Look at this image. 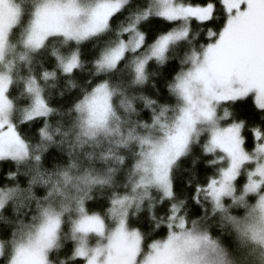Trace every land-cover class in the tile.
I'll use <instances>...</instances> for the list:
<instances>
[{"label":"snow or ice","instance_id":"6c2138e0","mask_svg":"<svg viewBox=\"0 0 264 264\" xmlns=\"http://www.w3.org/2000/svg\"><path fill=\"white\" fill-rule=\"evenodd\" d=\"M124 2L125 0H95V3L85 7L76 3V0H71L68 7L73 16L83 13L84 19L82 23L68 19L62 29L64 35L80 40L89 34L104 30L108 27L109 17ZM152 14L176 23L170 30L146 45L145 32L139 30L137 22L142 17H149ZM39 16L38 12L35 21L37 26L40 25ZM189 21L203 26L201 43L188 51L181 61L185 67L177 71L169 82L170 90L176 91L183 103L172 124L168 126L166 135L154 142L153 154L159 151L175 156L181 155L186 151L190 135L200 131L194 127L195 121H208L211 125L210 136L203 150L212 153L219 146V163L215 174L208 176L206 182L192 183L191 198L199 204V194L206 191L211 200L212 210L220 211L221 222L226 220L231 224L241 243H246L249 239L264 243V163H258L254 168L249 166L247 172L243 171L241 164L242 160L250 159L249 153L253 148L264 151V142L248 147V140L251 137L264 141V127L251 126L245 132V122L233 121L231 112L225 108L224 118L228 122V127L224 131L239 129L241 133V139L229 146L222 142L221 130L216 126L217 105L227 104L229 101L235 102L238 111L249 120H254L264 113V99H260L255 91L232 87L235 78L229 63L242 55L251 56L261 69H264V0H199L197 4L185 3L184 0H148L147 6L137 9L133 13V18L120 28L117 42L100 53L99 58L95 60L96 71L102 73L113 69L126 53H132L131 83L143 81L149 62L153 61V58L163 63L167 59L169 46L187 38L190 31ZM42 42L43 35L36 28L29 31L24 39V44L32 48L38 47ZM5 46L6 41L0 35V56ZM59 63L65 73L71 72L73 66L78 65V52L73 51L67 58L60 57ZM43 75L49 76L52 73L44 72ZM9 81L8 74L0 72V125H2L0 140L7 139V147L11 149L0 151V162L4 164L12 162L11 157L19 158L27 154L26 136L39 137L42 142L37 147L42 150L48 147L43 141H51L46 121L43 126L37 127L39 119H34L37 115L50 111L34 79H30L27 84L28 90L34 93L33 103L25 110L21 119V122H31V126L22 124L18 129L17 124L8 119L11 101L4 93ZM111 91L106 79L96 80L91 88V94L103 92L108 96ZM77 107L80 108L81 103H78ZM157 120L158 116L154 115L153 121ZM99 122H103L102 119ZM261 122L264 124V119ZM40 158L39 154L35 156L37 161ZM208 163L215 164L216 161ZM197 168L199 169V165ZM5 175L14 177L17 173L9 171ZM257 176L258 178H254ZM155 180L162 187L163 196L167 198V206H161L159 209L166 213L168 221L167 239L163 245L161 246L158 240H152L148 245L149 251L146 254L142 252L144 243L142 234L136 228L128 230L126 227L125 201H130L131 197L112 195L107 212L112 213L117 222L104 237L105 225L102 215L96 211L90 212L85 203L86 195H81L75 198L76 214L71 219L73 240L65 245L73 264H137V261H140V264H157V257L168 251L172 253L168 264H211V261L203 258L201 250L216 251L219 246L208 231L200 227V218L194 216L190 226L184 215L174 220L178 207L172 203L176 184H173L170 167L167 164ZM23 191L31 194L30 187L23 189L16 185L12 188H0V208L8 211L15 196ZM226 197H230L233 203L244 205L246 209L244 214L235 215L230 212V205L225 203ZM253 200L255 203L250 204L249 201ZM65 208L66 206L59 209L52 206L43 207L37 223L24 225L20 229L26 235L20 240L14 239L10 264H20V256L25 249L35 250L37 259L34 264H49V260H45L44 250L56 241L57 233L63 224L62 214ZM234 211L239 212L240 209ZM90 232L104 237L95 247H90L87 242V235ZM2 234L7 235L6 230ZM125 236L129 243L127 256L124 260L116 262L113 260V248ZM137 242L141 246L142 261L140 255H137ZM104 250H107V255L102 261H98L97 257Z\"/></svg>","mask_w":264,"mask_h":264},{"label":"trees","instance_id":"16d2710c","mask_svg":"<svg viewBox=\"0 0 264 264\" xmlns=\"http://www.w3.org/2000/svg\"><path fill=\"white\" fill-rule=\"evenodd\" d=\"M13 2L19 8V15L15 23L9 28L4 58L7 61L6 69L10 77L6 95L9 101H11L12 122L17 124L18 129L22 127V124L31 126V122H21L25 110L30 108L33 103L34 93L30 92L27 88L30 79L35 80L36 85L40 89L41 97L50 108V111L46 114L42 113L34 117V119H39L37 127L43 126L45 121L47 129L53 127V123H55L56 127H59L63 123V119L70 114L69 109L71 105L76 101H79L82 105L86 97L90 95L94 82L98 79H106L110 91L111 89H115V91H111V107L114 101L125 107L129 105L130 101V105L135 104L136 107H140L146 98L158 96L161 92L165 93L167 91L165 88V78L168 79L167 83L169 84L175 76L174 73L185 67V65L181 64V61L184 60L185 55L190 49L199 46L201 43V33L204 31L202 25L198 23L192 24L189 21L190 31L187 38L169 46L167 49V59L163 63L153 58V61H150L147 67L145 79L132 84V53H126L125 57L121 58V61H117V65L119 64L118 68L108 69L102 73L94 70L89 72L88 69L83 67L78 68L77 65L73 66L71 72L65 73L60 66L59 58L70 56L72 53L70 51L71 47H75L78 52V64L86 63L82 62L79 54L90 59L98 54L101 41L107 43L117 36V42L120 28L133 18V13L137 9L146 7L148 0H125L124 4L109 17L107 28L89 34L80 40L71 39L68 52H65L63 49L70 38H66L61 34H50L44 38L38 47H27L24 44V39L28 34L34 10L40 0H13ZM184 2L197 4L199 0H184ZM137 23L139 30L145 32V42L147 45L157 36L170 30L171 27L175 26L176 22L152 14L149 17H142ZM110 46L112 45H108L107 48ZM179 49L184 50L183 55L176 57ZM44 72H50L52 75L44 76ZM74 73L75 75H73ZM158 89L160 92L157 91ZM174 93L178 95L176 91ZM164 98V95L160 96V99ZM168 98L171 99V97ZM253 107L255 106L253 105ZM232 110L234 111L232 120H243L245 122V132L251 126L264 127V124L261 122L264 119V113H261L254 120H249L247 116L242 115L238 111L235 104L232 106ZM144 111V115L147 116V109ZM52 117H59V119L53 122ZM239 135L241 138L240 130ZM25 139L27 140L26 155L19 158H11L12 162L8 164L0 162V188H12L19 185L23 189H28L29 187L31 189V194L28 191H23L15 196L13 206L23 205L26 201L32 200L36 193L42 192V184L39 178L48 172L53 159L64 160V154L57 151L59 141H43L48 144V147L42 150L37 147L42 142L39 137L26 136ZM208 139L209 136L205 132L194 133L186 145V151L177 156L169 165L171 179L173 184H176V192L172 198V203L179 205L181 210L188 212V216H196L200 213V208L202 207L200 202L211 205L210 197L206 191H202L199 194V204L191 198L192 183L197 181L200 183L206 182L208 176L215 174L216 166L219 163L218 156L220 152L218 150L212 153H207L203 150L204 144ZM259 142L261 141L258 138L256 140L255 137H251L248 140V147H254L255 143ZM255 149L253 148L249 153L250 157L254 156ZM37 154L41 157L39 161L35 159ZM249 160L242 164L244 172L249 170V166L253 167L254 165V161ZM208 161H216V163H208ZM140 163L137 169L139 175L134 182H130L125 177L117 178V176L110 174L106 180H100L90 186L89 191L93 195L86 198L85 203L90 212L96 211L102 215L105 225L104 237H106L107 232L114 228L117 222L116 217L112 213L107 212V208L110 206V198L113 194L131 197L130 201H125L127 205L125 209L126 227L128 230L136 228L142 234L144 241L142 247L147 249L143 253L146 254L149 251L148 245L152 241H146V237L153 234L155 236L154 240H158L161 243L167 239L168 221L166 213L159 211L161 206H167V198L163 196V189L161 187L141 183L140 180L144 177V173L142 174L141 172L142 164ZM197 165H199V169ZM96 168L102 169L103 165L97 162ZM9 171L16 172L17 176L9 177L5 175ZM29 173L33 177H36V179H26ZM249 194L255 195L254 193ZM185 201H187V206L184 203ZM225 203L230 205L229 211L235 215H243L246 211L244 205L233 203L228 197L225 198ZM249 203H255V201H249ZM65 206L64 213L66 214L67 223L63 231H61L60 237H57L56 241L45 252V260H48V254L53 250H56L60 254L59 258L61 260H69V254L65 245L73 240L71 219L76 214L75 201L69 202ZM237 208L240 209L239 212L234 211ZM163 221H167V223ZM87 236V242L90 247L98 244L104 238L97 233ZM121 240L124 247L120 248L121 252L118 253V256L124 260L128 253L129 243L126 236ZM137 255H140V260L142 261L143 255H141L139 242H137ZM137 264H140V261H137Z\"/></svg>","mask_w":264,"mask_h":264},{"label":"clouds","instance_id":"9594fccd","mask_svg":"<svg viewBox=\"0 0 264 264\" xmlns=\"http://www.w3.org/2000/svg\"><path fill=\"white\" fill-rule=\"evenodd\" d=\"M116 39L117 36L107 43L101 41L95 57L89 59L79 54L82 62L86 63H80L77 67L86 68L89 72L96 71L95 60L99 58L101 50L115 44ZM71 41L68 39L63 49L65 52H68ZM70 51H76L75 47H71ZM183 51L179 49L176 57H181ZM167 80L165 78L167 91L146 98L140 107L135 104L125 107L114 101L110 114L103 122L91 120L84 114L82 107H77L80 102L76 101L69 109L70 114L63 119L59 127L53 123V127L47 129L51 141H59L57 151L64 154V160H52L48 172L39 178L43 191L36 193L32 200L23 205L10 204L8 211L0 208V242H3L0 244V264H10L14 239L25 237L26 234L20 229L24 225L37 223L43 207L52 206L59 209L81 195L89 198L93 195L89 191L90 186L100 180H106L110 174L117 178L125 177L130 182L135 181L139 175V163L148 150L154 147V142L166 135L168 126L172 124L174 115L179 112L183 103L179 96L170 90ZM157 91L160 92L159 89ZM161 95L165 98L160 99ZM145 109L147 116L144 115ZM154 115L158 116L155 122ZM51 119L55 122L59 117ZM97 162L103 165L102 169L96 168ZM29 178L36 179L31 173L26 176V179ZM184 203L188 205L187 201ZM200 203L201 211L196 215L200 218V227L205 228L219 246L216 251L202 249L205 260L211 261V264H264V243L255 239L241 243L231 224L226 220L221 222L219 210L213 211L211 205ZM187 213L178 205L174 220L184 215L190 226L191 219L195 217L188 216ZM62 215L63 224L57 233L58 238L67 223L66 214ZM5 230L7 235L2 234ZM154 238L152 234L146 237V241ZM144 251L147 249L142 247V252ZM59 255L56 250L49 252V264H73L70 259L61 260Z\"/></svg>","mask_w":264,"mask_h":264},{"label":"rangeland","instance_id":"374dc122","mask_svg":"<svg viewBox=\"0 0 264 264\" xmlns=\"http://www.w3.org/2000/svg\"><path fill=\"white\" fill-rule=\"evenodd\" d=\"M70 3L71 0H40V2H38L34 10L33 18L30 24V28L28 29V32L31 31L33 28H36L43 35V40L45 37H47L50 34H61L65 36L62 29L64 28L65 22L68 19H74L76 23H82L84 19L83 13L73 16L70 8L68 7ZM76 3L80 4L81 6L87 7L95 3V0H76ZM38 12L40 13L39 26L35 24ZM18 15H19V8L13 2V0H0V35H2L4 40L6 41V46L3 50V54L2 56H0V72H6L7 74H8L6 69L7 61L4 58V54L6 53V49H7V34L9 32V28L17 20ZM66 38L77 40L74 37H66ZM229 63L232 66V73L235 78L232 87L239 89L253 90L260 99H264V69H261V67L258 66L259 65L258 62L255 61L251 56L242 55L230 61ZM6 90L4 95L7 97ZM234 104L235 102L229 101L227 104H218L216 107V116L218 118L216 126L221 130L222 142L225 145H229V146L233 145L237 140L241 139L239 135V129H236L235 131H231V130L224 131V129H227L228 127V124H226L227 121L224 118L225 108H227L231 112V118H232L234 114V111L232 110V106ZM81 107L84 114L88 116L91 120L95 122H99L101 119L102 121H106L112 109L111 94L105 96L103 92H99L96 94L90 93V95L87 96L86 99L83 101ZM11 110H12V106L10 107L8 112V119L10 121H12ZM194 127L200 129L198 133L205 132L208 134V136H210L211 125L208 121L206 120L195 121ZM193 134L194 133L190 135L189 139H191V136ZM7 145H8L7 139L0 140V151L11 150L8 149ZM216 150L220 152L219 146L217 147ZM176 157L177 156L172 155L171 153H162L159 151L153 154V148H150L146 153L145 157L142 159V162L140 163L142 164L141 172L142 174L144 173V177L142 178V180H140L141 183H145L149 185L152 184L161 187L160 184L155 180V177L158 174H161L164 171L165 165L167 164L169 166ZM11 158H17V157H11ZM248 160H242L241 164L247 162ZM250 160L254 161L253 168L258 163H264V151L258 150L256 148L254 152V156L250 157ZM254 178H258V176ZM92 233L95 232H90L89 234ZM122 244L123 241L120 239L113 248V260L116 262L122 261L123 259L122 257L120 258L118 256V253L121 252L120 248L124 247L122 246ZM162 245L163 242L161 243V246ZM95 246H97V244L91 247H95ZM48 248H46L44 252H46ZM106 255H107V250L102 251L100 255L97 257L98 261H102ZM171 258H172V253L170 251L162 252L157 257V264H168ZM36 259L37 256L34 249H25L20 256V264H34V261Z\"/></svg>","mask_w":264,"mask_h":264}]
</instances>
